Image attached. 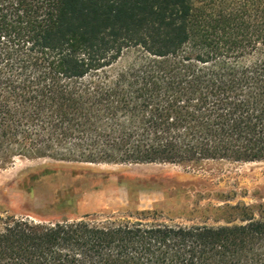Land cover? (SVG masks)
<instances>
[{"label": "trees", "instance_id": "trees-1", "mask_svg": "<svg viewBox=\"0 0 264 264\" xmlns=\"http://www.w3.org/2000/svg\"><path fill=\"white\" fill-rule=\"evenodd\" d=\"M16 160L264 162V0H0V168ZM219 210L3 213L0 264H264V205Z\"/></svg>", "mask_w": 264, "mask_h": 264}, {"label": "rangeland", "instance_id": "rangeland-1", "mask_svg": "<svg viewBox=\"0 0 264 264\" xmlns=\"http://www.w3.org/2000/svg\"><path fill=\"white\" fill-rule=\"evenodd\" d=\"M226 204L264 205V162L123 166L16 160L0 168V214L43 222L156 211L175 223L217 227L233 220L219 210Z\"/></svg>", "mask_w": 264, "mask_h": 264}, {"label": "bare ground", "instance_id": "bare-ground-1", "mask_svg": "<svg viewBox=\"0 0 264 264\" xmlns=\"http://www.w3.org/2000/svg\"><path fill=\"white\" fill-rule=\"evenodd\" d=\"M149 169H150V168H149ZM149 169H148V170H149ZM138 170H140V169H138ZM145 170H147V169H145Z\"/></svg>", "mask_w": 264, "mask_h": 264}]
</instances>
